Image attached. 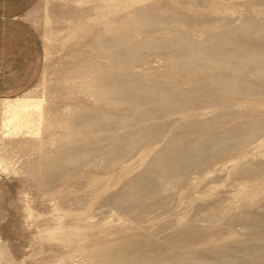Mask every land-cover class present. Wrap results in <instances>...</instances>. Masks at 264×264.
I'll return each mask as SVG.
<instances>
[{
    "label": "rangeland",
    "instance_id": "1",
    "mask_svg": "<svg viewBox=\"0 0 264 264\" xmlns=\"http://www.w3.org/2000/svg\"><path fill=\"white\" fill-rule=\"evenodd\" d=\"M0 87V264H264V0H37Z\"/></svg>",
    "mask_w": 264,
    "mask_h": 264
},
{
    "label": "crops",
    "instance_id": "2",
    "mask_svg": "<svg viewBox=\"0 0 264 264\" xmlns=\"http://www.w3.org/2000/svg\"><path fill=\"white\" fill-rule=\"evenodd\" d=\"M37 0H0V87L14 95L36 81L40 42L24 14Z\"/></svg>",
    "mask_w": 264,
    "mask_h": 264
}]
</instances>
